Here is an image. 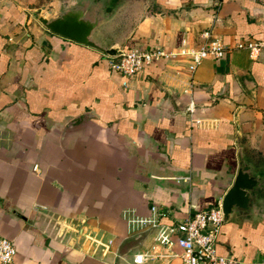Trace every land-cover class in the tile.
Returning <instances> with one entry per match:
<instances>
[{
    "label": "crops",
    "instance_id": "0c3cea01",
    "mask_svg": "<svg viewBox=\"0 0 264 264\" xmlns=\"http://www.w3.org/2000/svg\"><path fill=\"white\" fill-rule=\"evenodd\" d=\"M74 1H0V236L16 247L7 264H188L156 229L130 235L126 217L154 204L171 222L219 203L238 129L244 155L264 168V55L232 50L190 74L185 53L206 30L225 43L264 38V0H128L98 35L169 53L132 76L32 14ZM216 251L264 264V191L223 220Z\"/></svg>",
    "mask_w": 264,
    "mask_h": 264
},
{
    "label": "built area",
    "instance_id": "2783aa9c",
    "mask_svg": "<svg viewBox=\"0 0 264 264\" xmlns=\"http://www.w3.org/2000/svg\"><path fill=\"white\" fill-rule=\"evenodd\" d=\"M1 2H13L15 0H0ZM200 44L190 47L185 53L189 55L187 68L190 74L194 72L201 61L206 57H222L232 50L249 49L256 50L264 55V38L239 39L233 43H225L218 36L211 35L206 30L201 34ZM169 53L159 46L151 48L123 49L118 55L109 57L111 68L121 71L126 76H132L140 71L144 65L150 64L161 57H168ZM125 83V82H124ZM192 78H190V84ZM191 111V104L188 105ZM167 212L159 210L156 205L150 206V212L145 216H127L128 232L135 236L136 232L148 229H156L155 239L166 247L177 245L186 254L188 264H241L230 256L222 255L216 251V240L224 218L220 208V202L207 209L196 211L186 219L165 222L162 219ZM16 247L12 239L0 236V264L13 261ZM176 255V252L172 256ZM146 255L136 253L134 262L141 263Z\"/></svg>",
    "mask_w": 264,
    "mask_h": 264
},
{
    "label": "water",
    "instance_id": "95a60500",
    "mask_svg": "<svg viewBox=\"0 0 264 264\" xmlns=\"http://www.w3.org/2000/svg\"><path fill=\"white\" fill-rule=\"evenodd\" d=\"M128 0H77L72 4H57L34 9L32 14L51 32L86 44L105 53L118 55L122 49L116 40L98 35L103 24L116 17ZM237 169L232 184L220 201L224 219L234 214H245L260 201L264 191V168L247 159L243 152L240 130L236 132Z\"/></svg>",
    "mask_w": 264,
    "mask_h": 264
}]
</instances>
